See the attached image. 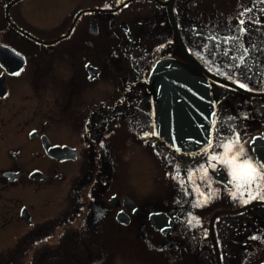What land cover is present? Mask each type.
<instances>
[{"label":"flooded vegetation","instance_id":"flooded-vegetation-1","mask_svg":"<svg viewBox=\"0 0 264 264\" xmlns=\"http://www.w3.org/2000/svg\"><path fill=\"white\" fill-rule=\"evenodd\" d=\"M133 1L0 0V264H53L50 255L60 252L64 264H91L108 231L150 247L157 236L178 244L182 264H218L213 241L220 264H264V199L257 196L264 184L238 188L230 169L211 159L232 141L264 162V102L207 78L208 143L192 153L164 143L150 73L158 60H185L175 38L179 55L158 58L152 38L143 43L131 28L128 39L124 18L139 16L138 6L129 11ZM51 9L60 14L47 18ZM174 16L191 51L187 22ZM258 24L245 38L203 37L200 48L210 47L192 55L211 74L253 91L261 82L254 78L264 76V18ZM170 41L159 43L164 49ZM245 58L248 72L230 67ZM161 165L175 174L178 192L172 184L157 192ZM134 172L144 175L145 193ZM156 213L169 232L155 229Z\"/></svg>","mask_w":264,"mask_h":264},{"label":"rangeland","instance_id":"rangeland-1","mask_svg":"<svg viewBox=\"0 0 264 264\" xmlns=\"http://www.w3.org/2000/svg\"><path fill=\"white\" fill-rule=\"evenodd\" d=\"M131 1L133 0H125L124 3H129ZM263 1L262 0H173L171 8L174 19H175L174 16V12H175L177 18L182 20V24H185L187 22L186 23L187 44L189 46V49L191 50L190 53L195 55L199 51H205V48L207 50L210 47V46L205 47L204 49L202 47L200 48V46L202 45L201 43L203 42V37L214 39L221 34H223V36L233 39L247 37L248 34L247 32H245V30H247L245 27L246 26L250 27L251 24L252 26L259 25L253 23L259 20L258 17L262 19V17L264 16V9L261 8L259 9ZM136 6H138L137 8L138 11L135 13V16L139 15L137 16L136 20L134 19L135 20L134 21L132 19V22L131 21L128 22L124 18L125 25L127 26V28L129 27L128 30L130 34V39L132 37V33H131L132 31L130 30L131 28H134L137 35L142 34L143 43L146 42V38L148 40L152 38L153 41H155L153 45L155 48L156 58L166 54H171L173 56L179 55L178 48H176L177 46L174 43L175 35L171 34V38L170 36L167 38L168 34H166V36L164 35L165 32L169 33L168 29L169 27H171L170 26L171 24L169 23L170 21L168 14L166 12L167 7L163 6V8H161L156 3V0H138V1L135 0L133 1V4L129 7V11ZM143 6L144 8H142ZM164 7L166 8V10L164 9ZM140 9L141 10L151 9V12L144 11V13H140ZM126 10H128V8ZM54 14L59 15L60 13L56 12L53 9L45 11V15L47 18L52 17ZM151 22H152V30H150ZM128 23H130L131 26L133 24V26L131 27L130 24ZM39 26H44V24H40ZM142 30L145 31L149 30L151 33H153V35L154 34L155 35L146 36L144 34V31ZM159 39L160 41H158ZM161 39L162 41H164V43L165 42L168 43L171 40L172 44L170 41V45L166 44L165 48L163 49L164 45L162 43H159L161 42ZM234 46L238 47V45L236 44L230 45V47H234ZM218 48L221 49V46L218 45ZM196 50H198V52ZM226 53L227 51L223 52L224 55ZM216 54L220 55V51L215 47V55ZM217 57H222V56H217ZM243 60L244 62L238 60L234 61V63L230 64V67H233L235 69L243 68L248 72L249 66H248L247 58ZM254 79L255 82L256 81H258V83L260 81L261 82L256 86L257 88L254 89L253 91L259 94L264 93V76L257 77ZM255 100L259 102H264V98H257ZM163 163H165V161H163L162 164ZM175 168H177V166ZM175 172H178V169H175ZM133 176H134V180H136V182H138L139 184V191L141 193H145L147 191L148 184L142 183V181L145 179L144 175L142 173L134 172ZM174 180H175V174L171 176L170 173L168 172V169H166L164 165H161L157 169V179H156L157 192L161 190L162 193L163 189L165 188V185L172 184ZM174 184H172L171 188H169L172 194H174V192H178L179 190L177 186H173ZM53 229L54 232H56L55 228ZM48 232L49 230L46 233ZM118 236L119 234L118 233L116 234L114 231H108L105 232L104 234L101 233L100 237L101 239H103L104 242L102 241V243H104V245L101 246V248L100 245L93 247V254H92L93 261L91 262V264H182V262L185 260V257L180 256L181 250L178 244H171L167 242V240H164L158 236L155 238V241L156 240L157 241L154 242V245L163 246L161 248L155 246L154 247L146 246V244H144L142 237H139L134 241L127 237L121 238L120 236L119 237ZM44 239L45 236L43 237V240ZM47 240L45 239L44 242L47 243L46 242ZM11 242L5 244V246L9 245ZM208 250H209L208 247H206L204 253H206ZM186 252H184V254ZM63 256L64 254L62 252H60V254L50 255L51 262L53 260L54 261L53 264H60V263L64 264ZM189 257H191V255L188 253L186 255V258ZM14 264H20V262L18 260H15Z\"/></svg>","mask_w":264,"mask_h":264},{"label":"water","instance_id":"water-1","mask_svg":"<svg viewBox=\"0 0 264 264\" xmlns=\"http://www.w3.org/2000/svg\"><path fill=\"white\" fill-rule=\"evenodd\" d=\"M172 2L173 0H169L162 5L167 7V14L174 30L176 42L181 48L186 62L176 58H165L157 61L150 74V90L155 100L157 135L175 150L191 153L201 149L207 143L209 137L213 105L207 78L252 96L259 97L261 94L246 92L203 68L187 51L179 37L171 8ZM123 27L128 39H130L127 26L124 24ZM154 81L155 87L153 86ZM156 86H160V89L156 88ZM185 114H187V117L183 121L182 116ZM184 123L185 125L183 126ZM53 150L55 149L51 148V152ZM125 200L127 205L133 203L130 199ZM150 218L155 224L156 230L163 233L169 232L170 225L164 226L166 225V219L160 214H153ZM116 220L122 222L120 214L117 215ZM213 244L217 262L220 264L215 241H213Z\"/></svg>","mask_w":264,"mask_h":264},{"label":"snow or ice","instance_id":"snow-or-ice-1","mask_svg":"<svg viewBox=\"0 0 264 264\" xmlns=\"http://www.w3.org/2000/svg\"><path fill=\"white\" fill-rule=\"evenodd\" d=\"M107 7V5H106ZM18 75L19 73H15ZM242 88L246 85L241 84ZM224 152L221 155H214L212 160L218 161L220 164L226 165L231 172L233 181L236 182L238 188L252 187L260 188L264 184V162H259L246 154L242 146H237L232 141H228L223 145ZM214 167V165H213ZM233 197L236 193H232ZM260 199H264V195L257 193ZM257 198L256 196L250 197ZM207 202V199L205 200ZM248 201L245 200L244 203Z\"/></svg>","mask_w":264,"mask_h":264},{"label":"bare ground","instance_id":"bare-ground-1","mask_svg":"<svg viewBox=\"0 0 264 264\" xmlns=\"http://www.w3.org/2000/svg\"><path fill=\"white\" fill-rule=\"evenodd\" d=\"M167 1H169V0H161V1L156 0V3L158 4V6H160L161 8H163L164 5H162V4L165 3V2H167ZM259 9H260V7H259ZM261 13H262V12H261ZM263 17H264V16H263ZM263 17H262V19H263ZM258 19H259V20H257V21H256L255 23H253V24H258V21H260L261 18L258 17ZM253 26H256V25H253ZM253 26H252V24H251V25H250V28H254ZM247 27H248V26H246L245 28L248 30ZM168 30H171L172 32H174L172 26H171V28L169 27ZM247 30H245V31H247ZM254 35H255V34H254ZM254 35H253V36H254ZM263 35H264V33H263ZM161 37H162V36H161ZM152 70H153V68H152ZM152 70H151V72H152ZM150 74H151V73H150ZM156 88L160 89V86H156ZM156 88H155V89H156ZM209 92H210V91H209ZM250 93L252 94L253 91L250 92ZM258 94H259V93H258ZM262 94H264V93H262ZM262 94H261V96H259L260 98H264V96H262ZM250 97H253V96H250ZM254 98H255V97H254ZM169 117H170V115H169ZM186 117H187V114L183 115V116H182V120L185 121ZM183 121H182V122H183ZM184 125H185V123L183 124V126H184Z\"/></svg>","mask_w":264,"mask_h":264}]
</instances>
